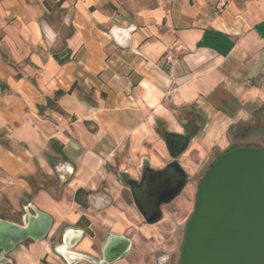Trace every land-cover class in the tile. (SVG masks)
Segmentation results:
<instances>
[{"label": "crops", "instance_id": "1", "mask_svg": "<svg viewBox=\"0 0 264 264\" xmlns=\"http://www.w3.org/2000/svg\"><path fill=\"white\" fill-rule=\"evenodd\" d=\"M261 106L264 0H0V218L35 207L53 220L3 264H68L75 230L73 252L99 258L119 234L129 249L108 264H153L151 236L175 234L179 199L147 223L127 179L170 162L165 135L190 119L199 129L178 159L195 175Z\"/></svg>", "mask_w": 264, "mask_h": 264}, {"label": "water", "instance_id": "2", "mask_svg": "<svg viewBox=\"0 0 264 264\" xmlns=\"http://www.w3.org/2000/svg\"><path fill=\"white\" fill-rule=\"evenodd\" d=\"M198 129L190 119L181 133L168 132L165 139L171 161L157 170L146 166L139 179H127L133 202L147 223L158 221L161 206L185 186L187 174L178 158ZM251 131L264 135V129ZM52 222L51 215L35 207L21 223L0 218V264L8 261L6 254L22 241L45 238ZM81 235L75 230L62 249L68 264L75 260L108 264L124 255L131 243L126 236L110 234L100 257L95 258L71 250ZM177 264H264V149L238 145L213 160L197 182Z\"/></svg>", "mask_w": 264, "mask_h": 264}, {"label": "rangeland", "instance_id": "3", "mask_svg": "<svg viewBox=\"0 0 264 264\" xmlns=\"http://www.w3.org/2000/svg\"><path fill=\"white\" fill-rule=\"evenodd\" d=\"M259 109L263 113L261 117H259L258 115H252L239 126L229 130V145L225 149L229 148L230 146L234 147L238 145H252L253 143L263 141V134L253 133L249 131L250 128L264 129V106H261ZM220 153H222V150L218 147H213L210 149L206 158L199 162V171L195 175L187 177L185 186L177 195L179 201L176 208H169L167 214L169 221L172 224L174 221L179 222V225L174 234L175 237L174 235H171L169 233V230L166 226L165 229L161 230L160 236H157L158 238L151 236L150 240L154 249L150 251L149 257L151 260H153V264H162L165 261L166 262L163 264L178 263L180 247L185 234V227L194 207L197 182L205 175L213 160ZM162 218H164L163 212L159 220H161ZM165 255H167V257H165Z\"/></svg>", "mask_w": 264, "mask_h": 264}, {"label": "trees", "instance_id": "4", "mask_svg": "<svg viewBox=\"0 0 264 264\" xmlns=\"http://www.w3.org/2000/svg\"><path fill=\"white\" fill-rule=\"evenodd\" d=\"M54 57L55 59L59 62V63H63L65 62L66 60L69 59L70 57V50L68 49H64L61 53H54ZM78 192V190L76 191V193ZM75 193V194H76ZM76 197V195H75Z\"/></svg>", "mask_w": 264, "mask_h": 264}, {"label": "built area", "instance_id": "5", "mask_svg": "<svg viewBox=\"0 0 264 264\" xmlns=\"http://www.w3.org/2000/svg\"><path fill=\"white\" fill-rule=\"evenodd\" d=\"M173 56L171 55V54H166V56H165V62L167 63V64H169V65H172V63H173Z\"/></svg>", "mask_w": 264, "mask_h": 264}, {"label": "flooded vegetation", "instance_id": "6", "mask_svg": "<svg viewBox=\"0 0 264 264\" xmlns=\"http://www.w3.org/2000/svg\"><path fill=\"white\" fill-rule=\"evenodd\" d=\"M251 129H252V128L249 129L250 132H252ZM251 146H257V147H259V148L264 149V139H263L262 142H256V143H253Z\"/></svg>", "mask_w": 264, "mask_h": 264}]
</instances>
